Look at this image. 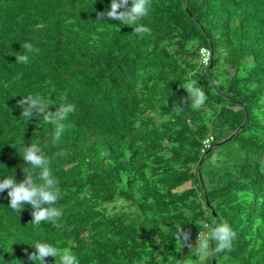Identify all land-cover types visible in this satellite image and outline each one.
Wrapping results in <instances>:
<instances>
[{
    "label": "trees",
    "instance_id": "trees-1",
    "mask_svg": "<svg viewBox=\"0 0 264 264\" xmlns=\"http://www.w3.org/2000/svg\"><path fill=\"white\" fill-rule=\"evenodd\" d=\"M110 3L0 0V170L22 180L18 142H39L62 190V216L41 225L0 193L4 264H33L37 240L80 264H264V0H150L143 38ZM24 41L39 52L16 63ZM32 92L75 105L55 144L52 124L21 115ZM200 221L229 223L232 248L199 251Z\"/></svg>",
    "mask_w": 264,
    "mask_h": 264
},
{
    "label": "clouds",
    "instance_id": "clouds-1",
    "mask_svg": "<svg viewBox=\"0 0 264 264\" xmlns=\"http://www.w3.org/2000/svg\"><path fill=\"white\" fill-rule=\"evenodd\" d=\"M150 11V0H111L106 15L113 20H118L121 25L131 26L133 33L143 38L148 29L142 21ZM100 15L103 16L105 13ZM21 47L23 50L15 55L16 63L28 64L32 55L39 52V49L30 41H24ZM183 88L189 93L190 104L194 110L205 105L207 96L198 86L196 80H189ZM21 96L22 99L18 101L22 107L21 115L27 121L35 116L39 118L40 122L52 124L54 128L51 143L59 142L65 134V121L76 110L75 105L67 102L66 99L63 102H53L55 99H50V95L40 92ZM55 104H58L59 108L53 113L49 111V107ZM17 146L20 148V151L17 152L24 161V178L17 181L15 169L14 172L13 169L11 171L0 170V193L7 190L10 208L15 212L20 213L26 206H30L33 224L41 225L42 222L55 224L62 216V209L58 206V202L62 199V190L60 181L54 174L52 158L46 152L47 145H42L39 142H25L23 139L18 142ZM15 148L17 149V147ZM57 155L62 156L63 152L57 153ZM9 172L12 174L9 175ZM200 223L209 235L198 240L199 251L206 252L208 250L209 237L211 241L215 242L217 252L223 253L232 248L237 234L229 223L224 222L216 225H210L205 221H200ZM174 237L182 246L190 242L189 233L183 231L182 225L176 227ZM29 245L35 249V252L28 256L33 264H47L46 258L48 257L55 258L54 264H80V258L70 248H60L47 240H37ZM0 264H4L2 257H0Z\"/></svg>",
    "mask_w": 264,
    "mask_h": 264
},
{
    "label": "built area",
    "instance_id": "built-area-1",
    "mask_svg": "<svg viewBox=\"0 0 264 264\" xmlns=\"http://www.w3.org/2000/svg\"><path fill=\"white\" fill-rule=\"evenodd\" d=\"M201 53L204 55V60L207 61L210 58V52L206 49H202ZM206 146H208V143H206Z\"/></svg>",
    "mask_w": 264,
    "mask_h": 264
},
{
    "label": "water",
    "instance_id": "water-1",
    "mask_svg": "<svg viewBox=\"0 0 264 264\" xmlns=\"http://www.w3.org/2000/svg\"><path fill=\"white\" fill-rule=\"evenodd\" d=\"M202 160H203V157L200 159V161H199V165L201 164ZM199 165H198V168H199ZM199 180H200V183H201L200 175H199ZM212 262H213V264H215V263H214V260H213Z\"/></svg>",
    "mask_w": 264,
    "mask_h": 264
}]
</instances>
